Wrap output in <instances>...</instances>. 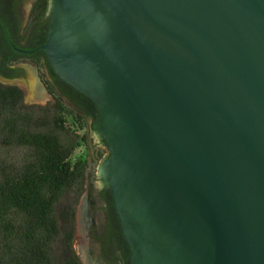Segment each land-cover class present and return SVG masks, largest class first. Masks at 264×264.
Listing matches in <instances>:
<instances>
[{"label": "water", "instance_id": "95a60500", "mask_svg": "<svg viewBox=\"0 0 264 264\" xmlns=\"http://www.w3.org/2000/svg\"><path fill=\"white\" fill-rule=\"evenodd\" d=\"M50 13L41 48L96 104L98 181L133 264H264V0H50Z\"/></svg>", "mask_w": 264, "mask_h": 264}, {"label": "trees", "instance_id": "16d2710c", "mask_svg": "<svg viewBox=\"0 0 264 264\" xmlns=\"http://www.w3.org/2000/svg\"><path fill=\"white\" fill-rule=\"evenodd\" d=\"M38 2L46 9L50 0ZM62 82L69 93L51 90L46 105H29L22 89L0 82V264H82L75 209L88 161L76 154L98 109Z\"/></svg>", "mask_w": 264, "mask_h": 264}, {"label": "flooded vegetation", "instance_id": "af4514ba", "mask_svg": "<svg viewBox=\"0 0 264 264\" xmlns=\"http://www.w3.org/2000/svg\"><path fill=\"white\" fill-rule=\"evenodd\" d=\"M0 16L4 19V26L0 28L2 81L9 82L10 86H15L10 84L15 81L16 84L27 88L28 81L24 66H29L37 90L49 95L51 101L54 100L52 91L57 92L58 95L61 91L68 92L49 54L41 48L46 44L51 28L50 2L49 7L45 9L38 0H0ZM23 91L25 95V90ZM101 140L104 142L103 138ZM96 154L100 160H103L108 150L98 149ZM89 167L88 162L86 178ZM90 189L93 190L94 187ZM92 197L93 194L89 197L90 202ZM99 199L101 216L96 223L86 226L90 235L89 247L83 248L86 259L82 250L81 254L77 253L82 264H93L94 260L96 264H133L132 251L124 235L112 191L103 178Z\"/></svg>", "mask_w": 264, "mask_h": 264}, {"label": "rangeland", "instance_id": "374dc122", "mask_svg": "<svg viewBox=\"0 0 264 264\" xmlns=\"http://www.w3.org/2000/svg\"><path fill=\"white\" fill-rule=\"evenodd\" d=\"M27 74V88L24 85L12 84L18 86L22 90H25V102L29 105L38 104V105H45L51 98L49 95L44 94L43 92L37 90V85L32 75L31 69L29 66H24ZM0 82L4 85H8V83L3 82L0 79ZM27 90V91H26ZM99 141L93 129H91L90 135L88 137V143L85 148L80 149L77 152V156H83L89 162V171L86 178L85 183V190L82 196L80 197L76 209H75V240L74 245L75 249L78 254H81V250L83 248L86 249L89 247L88 237L90 236L88 233V229L86 226L91 225L92 223H96L102 211L100 212V199H99V191H100V184H99V176H98V168L101 164L102 160H100L96 154L98 149L106 148L102 146H98ZM94 189H90L91 187ZM88 190V191H87ZM90 192V194H89ZM93 194L92 201L90 202L89 197ZM83 253V252H82ZM93 264H96L94 260Z\"/></svg>", "mask_w": 264, "mask_h": 264}, {"label": "bare ground", "instance_id": "6f19581e", "mask_svg": "<svg viewBox=\"0 0 264 264\" xmlns=\"http://www.w3.org/2000/svg\"><path fill=\"white\" fill-rule=\"evenodd\" d=\"M83 252V256H84V258L86 259V254L84 253V251H82Z\"/></svg>", "mask_w": 264, "mask_h": 264}]
</instances>
